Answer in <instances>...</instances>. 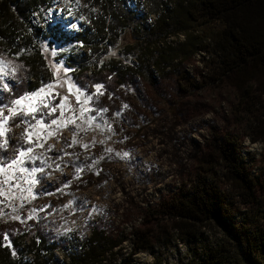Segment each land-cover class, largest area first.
Returning <instances> with one entry per match:
<instances>
[{"label":"rangeland","instance_id":"374dc122","mask_svg":"<svg viewBox=\"0 0 264 264\" xmlns=\"http://www.w3.org/2000/svg\"><path fill=\"white\" fill-rule=\"evenodd\" d=\"M92 1L52 0L30 16L41 35L31 30L41 77L21 59V41L0 46V85H9L0 87L2 241L14 251L18 235L39 234L55 245L52 261L66 264L95 231L123 240L104 264H188L197 253L163 212L203 173L216 144L230 141L257 179L259 204L239 208L264 228V96L257 120L249 119L235 88L209 77L206 54L165 73L135 69L147 40L176 41L149 32L162 0ZM217 178L221 190L235 192L224 170ZM138 230L154 237L151 251L133 254ZM201 230L212 245L233 246L213 220Z\"/></svg>","mask_w":264,"mask_h":264},{"label":"trees","instance_id":"16d2710c","mask_svg":"<svg viewBox=\"0 0 264 264\" xmlns=\"http://www.w3.org/2000/svg\"><path fill=\"white\" fill-rule=\"evenodd\" d=\"M51 1L0 0V46L12 48L21 41L20 57L30 64L33 79L42 75V56L31 33L34 30L38 35L39 28L31 25L30 16L48 7ZM105 1L92 2L104 7ZM160 7L149 32L173 33L176 41L159 46L147 40L139 50L134 68L165 73L173 62L206 54L211 58L204 62L209 77L233 86L238 105L245 108L249 119L257 120L255 109L263 107L260 97L264 96V0H162ZM90 19L95 21L92 16ZM108 28L104 22L96 24L97 37L104 40ZM83 40L89 42L87 38ZM238 149L234 141L216 144V153L204 157L203 173L163 212L173 220L177 238L191 243L197 253L188 264H264V228L239 208H256L259 202L257 179ZM220 170H224L235 192L219 188ZM210 220L225 230L232 247L224 243L212 245L203 236L201 229ZM135 235L133 254L154 248L151 233L138 230ZM122 241L115 242L94 231L66 264H104ZM13 248L14 251L0 238V264H56L52 261L55 245L39 234L18 235Z\"/></svg>","mask_w":264,"mask_h":264},{"label":"snow or ice","instance_id":"6c2138e0","mask_svg":"<svg viewBox=\"0 0 264 264\" xmlns=\"http://www.w3.org/2000/svg\"><path fill=\"white\" fill-rule=\"evenodd\" d=\"M0 87H2L3 89L7 90L8 87H9V85L7 83H4V84L0 85ZM100 87H101L100 85H97V88L98 89ZM41 91H43V90H41ZM22 99L23 98L17 99V100L14 101V103L17 104V105H19V104H21ZM61 107H63V105H61ZM28 111H29V113H34L36 111V109L33 108V107H29V110ZM53 111H55V109H53ZM3 123H4V121L3 120H0V125H2ZM53 123H55V121H53ZM3 134H4V129L2 127H0V135H3ZM6 146H7V142L6 141H5L4 144H0V147L6 148ZM28 152H31V149H28ZM19 155L20 156H24L25 155L24 151H21ZM125 155H127V153H125ZM18 162H19V158L14 159V160L11 161V165H15ZM0 171H3V165H2V163H0ZM36 171H38V170L37 169H33V173L36 172ZM34 182L35 181H33V183Z\"/></svg>","mask_w":264,"mask_h":264}]
</instances>
